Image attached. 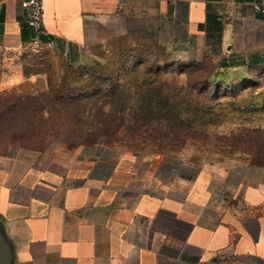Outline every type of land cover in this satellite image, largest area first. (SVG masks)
<instances>
[{"label":"crops","instance_id":"crops-1","mask_svg":"<svg viewBox=\"0 0 264 264\" xmlns=\"http://www.w3.org/2000/svg\"><path fill=\"white\" fill-rule=\"evenodd\" d=\"M20 2L0 0V55L10 67L0 70V91L24 81L16 55L34 43ZM42 2L46 38L76 65L104 60L99 28L146 2L159 6L174 60L227 62L234 66L218 74L232 81L264 64V0ZM0 240L4 264H264V180L102 145L59 157L0 154Z\"/></svg>","mask_w":264,"mask_h":264},{"label":"rangeland","instance_id":"rangeland-1","mask_svg":"<svg viewBox=\"0 0 264 264\" xmlns=\"http://www.w3.org/2000/svg\"><path fill=\"white\" fill-rule=\"evenodd\" d=\"M161 21L157 3L127 7L99 28L104 60L86 65L22 45L16 62L24 81L0 91V154L59 157L102 145L251 169L264 180V65L250 70L248 81L207 83L215 64L200 71L174 60ZM9 68L0 55V70ZM51 85L74 96L60 97Z\"/></svg>","mask_w":264,"mask_h":264},{"label":"built area","instance_id":"built-area-1","mask_svg":"<svg viewBox=\"0 0 264 264\" xmlns=\"http://www.w3.org/2000/svg\"><path fill=\"white\" fill-rule=\"evenodd\" d=\"M21 9L23 11V20L33 30L35 44H40L41 37H48L43 27L44 5L42 0H21ZM226 20L230 19L229 15H224ZM47 49L54 47V40L48 38L43 44Z\"/></svg>","mask_w":264,"mask_h":264},{"label":"trees","instance_id":"trees-1","mask_svg":"<svg viewBox=\"0 0 264 264\" xmlns=\"http://www.w3.org/2000/svg\"><path fill=\"white\" fill-rule=\"evenodd\" d=\"M25 38V37H24ZM41 39L44 41V40H47V38L45 37V36H42L41 37ZM206 63V62H205ZM205 63H203V64H198V65H194V64H190L191 66H193L194 67V69H196V70H200V71H203L202 70V66L203 65H205ZM261 65H264V64H260V65H257V66H261ZM231 66H234V65H231V64H229V63H227V62H222V63H220V65H215V71H213V73H211L209 76H207V78H205V80L207 81V83H208V80H210V78L211 77H213V83H216V84H219L220 82L222 83H224L225 85H227V86H229V83H233L232 82V80H230V79H225V78H221L220 76H219V74H218V69L219 68H225V67H231ZM257 66H255V67H257ZM254 67H252V69H253ZM251 69V70H252ZM159 70H160V68H159ZM89 75V74H88ZM220 79H222V80H224V81H219ZM241 80H245V81H248L249 79H248V77H246V78H243V79H241ZM51 91H52V93H55V94H57V92H59V94H57V95H60V97H65V98H68V97H73L74 96V94L73 93H71V91L70 90H68V89H66V88H59V89H57V91H56V89L54 88V86H52L51 85ZM257 95H259L260 93H256ZM105 94H102V96H104Z\"/></svg>","mask_w":264,"mask_h":264},{"label":"water","instance_id":"water-1","mask_svg":"<svg viewBox=\"0 0 264 264\" xmlns=\"http://www.w3.org/2000/svg\"><path fill=\"white\" fill-rule=\"evenodd\" d=\"M8 254L0 240V264H4L7 261Z\"/></svg>","mask_w":264,"mask_h":264}]
</instances>
